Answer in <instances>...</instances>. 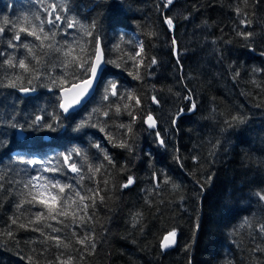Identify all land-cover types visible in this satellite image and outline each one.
<instances>
[{
    "label": "trees",
    "instance_id": "16d2710c",
    "mask_svg": "<svg viewBox=\"0 0 264 264\" xmlns=\"http://www.w3.org/2000/svg\"><path fill=\"white\" fill-rule=\"evenodd\" d=\"M52 4L57 5L52 19L59 14L63 20L43 27L56 33L55 47L74 49L70 56L39 48L40 41L26 33L13 40L17 47L8 46L12 23L28 16L39 25L34 17L46 21ZM164 4L0 0L5 29L0 33V264H54L63 251L30 230L35 225L19 227L43 211L27 203L16 207L32 177L72 184L85 195H92L89 189L98 192L94 206L83 202L89 205L80 213L85 222L49 220L62 231L44 228L71 243L66 254L76 257V264H264V0ZM166 16L173 19V31L164 23ZM245 19L250 23H241ZM69 20L76 21L71 28ZM249 32L247 38L240 34ZM98 42L106 67L96 92L81 109L64 115L61 88L51 80L84 78L82 69L64 63L77 56L91 61ZM22 43L33 47L40 64ZM12 55L27 57L39 78L4 64ZM13 80L16 87L6 86ZM21 88L35 90L24 97ZM149 114L156 130L145 124ZM36 116L42 120L34 124ZM97 167L98 172L90 170ZM129 176L134 183L125 188ZM173 230L176 245L164 251L161 241ZM73 231L94 236V250L76 243Z\"/></svg>",
    "mask_w": 264,
    "mask_h": 264
},
{
    "label": "snow or ice",
    "instance_id": "6c2138e0",
    "mask_svg": "<svg viewBox=\"0 0 264 264\" xmlns=\"http://www.w3.org/2000/svg\"><path fill=\"white\" fill-rule=\"evenodd\" d=\"M174 0H165L164 7H168L172 5ZM51 12H49L48 19L46 21L41 20V18L36 15L34 18L35 20H39L40 24L37 25L32 22V20L29 19L28 16H23L22 18H18V21L15 23H12L5 20V23H12V27L15 29L14 35L11 40L8 42V46L11 48L17 47L16 44L13 43L14 41H20L21 40V34L26 33L28 36L34 37L36 41H40L39 48H47L52 49L56 52H62V54L65 57H68L71 55L72 51L74 49L71 48V46H68L66 48L62 47H55L51 41H54L56 33L55 32H46L43 24L46 22L49 25H52L53 27H56V22L62 21L63 18L57 14L55 15V19H52V13L56 12L57 5L52 4L51 6ZM62 11L66 9H61ZM240 10L237 9V14H239ZM164 23L167 24L168 28L171 30L174 28V22L171 17H165ZM241 23L247 25L250 23L248 20H242ZM76 24V21L69 20L68 27L71 28ZM81 27H83L81 25ZM94 27V25H93ZM4 28L0 27V33L4 32ZM88 35H91V32L87 33ZM241 35H244L246 38L250 37L252 33H240ZM48 42V43H46ZM175 43V41H173ZM20 47H23L28 54V57H31L32 60H35L36 64L41 63V58L37 54L36 51H34L33 47L30 46L29 43H22L20 44ZM140 50L143 51L142 45L140 46ZM81 51L83 52L84 49L81 48ZM46 54V53H45ZM140 53L137 52L136 55L138 56ZM0 55H4V53H0ZM4 64H6L9 68H19L22 70V72L25 73H36L34 78H39V73L37 72V69L31 64V62L26 58L23 59H17L14 55L8 56L4 61ZM101 63H103L101 58L100 50L97 49V51L93 54V58L91 61L87 58L82 59L81 57H73L71 60H66L64 63V67L67 68L69 64H73L76 67L80 68L84 72V78H75L73 82H69L67 80H64L63 78H57L52 79L51 83L53 85L59 86L61 88L62 95L59 97L61 100V103L59 104V107L65 112H69L70 109H72L75 105H78L81 103L82 99L88 94L89 90L92 88L93 81L97 77L98 71L100 70ZM152 63L155 64L156 60L153 58ZM20 77L17 76V79ZM59 80V83H58ZM31 84V80L28 81ZM67 84L68 86L65 87L64 85ZM6 86L8 87H16L15 80L10 81ZM111 95L115 96L117 95L116 92V85L115 83L111 84ZM35 89H29V88H21V91L29 92L34 91ZM68 94H71V97H69ZM105 99L108 98L107 95L104 97ZM128 99H135V103L139 104L140 100L138 98H134L131 95L127 97ZM189 99H191L189 97ZM154 102L156 101V98L153 97ZM127 107V105H125ZM192 108H195V104H192ZM191 110V109H190ZM117 113L120 111L119 105H117L116 108ZM105 116L108 115L107 112L104 113ZM131 115V113H129ZM234 120L240 119L239 117H233ZM42 120L41 116H36L35 120L33 121L34 124L39 123ZM146 122L149 124V127H155L156 121L154 120L152 115H148ZM46 127L49 129H52L53 131L55 128L52 124H47ZM121 127H124V125H121ZM103 130V129H102ZM129 131L131 129L129 128ZM159 135V133H157ZM161 144L164 143L163 140L160 141ZM121 147H126V145L121 142ZM99 147V145H97ZM105 159H109L107 154L105 153ZM65 162L69 160V156L64 157ZM109 162H111L109 160ZM27 163L35 164L37 161L35 160H29ZM71 171L73 173L79 174L81 172V169L77 167L75 163H71L69 165ZM91 171H99V167L95 169H91ZM45 171H56V169H45ZM43 179V183H40ZM81 180L84 179L83 176L80 177ZM105 183H107L105 181ZM134 180L131 176L128 177L127 183L123 185V187H128L129 185L133 184ZM24 188L27 189V193L25 196V199L17 204V208L20 209L23 207L25 203L35 207L36 205L41 206L43 211H38L33 214L32 217L29 218L27 224H19V227L25 230H29L30 226L35 225L34 227H31L30 230L32 231H39L42 236L45 237L44 242L54 241V246L57 249H63V251H60L57 256H55L54 264H76V257L72 256L71 254H66V251L70 248L71 243L69 241H66L64 238H62L59 235H51L44 231V228H50L52 233H58L62 231L60 228L53 227L52 224L48 223L49 220H55L60 224H63L65 220L71 218L73 224L76 223L77 219H79L81 222H85V218L83 215H80L81 212H84L88 208V204L83 203L85 200H90L92 202V205L95 204V197L98 195V192H93L91 189L88 191L92 193V195H85L82 194L81 191L72 184H61L59 181H50L47 180V178H41V177H32L30 178L27 183L24 184ZM261 199H264V195L260 196ZM100 200L103 201V197H100ZM58 217H61L63 219H58ZM18 217L12 219L13 224H17ZM260 231L264 232V225L260 226ZM7 235L10 237L12 236L11 232H8ZM73 236L76 238V243L80 244L85 250L91 246V248L94 250L95 248V239L94 236L90 235L89 233L85 232L82 237L77 236L76 232L73 231ZM175 236L176 232L173 230L168 233L167 236L164 237L162 246L167 248L170 246V244L175 243ZM49 264H53V262H49Z\"/></svg>",
    "mask_w": 264,
    "mask_h": 264
},
{
    "label": "water",
    "instance_id": "95a60500",
    "mask_svg": "<svg viewBox=\"0 0 264 264\" xmlns=\"http://www.w3.org/2000/svg\"><path fill=\"white\" fill-rule=\"evenodd\" d=\"M171 30L173 31V29H171ZM174 41H175V43H174V48H175V52H174V54H175L176 59H178V45H177L176 40H174ZM97 49L100 50L101 58H102L103 63H101V67H100V70L98 71L97 77H96L95 80L93 81L92 88L89 90L88 94L82 99L81 103L78 104V105H75L72 109L69 110V112L65 113V112L60 108V110L63 112L64 115H69V114L74 113V112H76L77 110L81 109V108H82V107H83V106H84V105H85V104H86V103H87V102L93 97V95L95 94L96 89H97V87H98V85H99V83H100V80H101V77H102L103 71H104V69H105V67H106V63H105V55H104L103 48H102V45H101L100 42H98V45H97L96 51H97ZM18 92H19L20 95H22V96H24V97L29 96V95L32 94V91L24 92V91H21V89L18 90ZM59 94H60V97H61V95H62L61 90H60ZM68 95H69V97H71V94H68ZM60 103H61V100H60ZM155 103H156V102H155ZM184 114H185V113H180L178 116L180 117V116H182V115H184ZM150 115H152V114H150ZM152 116H153V115H152ZM153 118H154V116H153ZM146 119H147V118H146ZM154 120H155V118H154ZM155 121H156V120H155ZM175 123H176V119H175V121H174V124H175ZM145 124H146V126H147L149 129H151V130H156V129H157V121H156V125H155V127H149V124L146 122V120H145ZM19 133L21 134L22 131L19 130ZM131 185H132V184H131ZM131 185H129L128 187H130ZM167 235H168V234H167ZM167 235H165V236H167ZM165 236H164V237H165ZM163 240H164V238H163ZM163 240H162V243H163ZM162 243H161V245H162ZM175 245H176V237H175V243L170 244V246H168L167 248H165V247L162 246V249H163V250H169V249H172Z\"/></svg>",
    "mask_w": 264,
    "mask_h": 264
},
{
    "label": "bare ground",
    "instance_id": "6f19581e",
    "mask_svg": "<svg viewBox=\"0 0 264 264\" xmlns=\"http://www.w3.org/2000/svg\"><path fill=\"white\" fill-rule=\"evenodd\" d=\"M102 78V77H101ZM176 237V236H175ZM164 238V237H163ZM163 240V239H162ZM161 243H162V241H161ZM161 247H162V245H161ZM163 250V249H162ZM170 250V249H169ZM164 251H167V250H164Z\"/></svg>",
    "mask_w": 264,
    "mask_h": 264
}]
</instances>
